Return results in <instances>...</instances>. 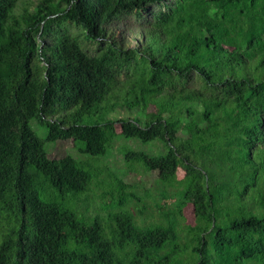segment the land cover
I'll list each match as a JSON object with an SVG mask.
<instances>
[{
  "label": "trees",
  "instance_id": "1",
  "mask_svg": "<svg viewBox=\"0 0 264 264\" xmlns=\"http://www.w3.org/2000/svg\"><path fill=\"white\" fill-rule=\"evenodd\" d=\"M18 1L0 0V214L14 217L0 264H264V0H34L16 15ZM129 16L133 47L106 27ZM94 106L111 118L83 124L78 111ZM117 135L161 144L123 159L156 174L163 198L177 189L166 224L139 227L123 212L108 233L99 219L74 229L62 213L91 173L45 144L71 140L97 158ZM187 205L195 224L180 247Z\"/></svg>",
  "mask_w": 264,
  "mask_h": 264
},
{
  "label": "rangeland",
  "instance_id": "2",
  "mask_svg": "<svg viewBox=\"0 0 264 264\" xmlns=\"http://www.w3.org/2000/svg\"><path fill=\"white\" fill-rule=\"evenodd\" d=\"M33 3L34 0H19L14 13L16 15L22 14L24 9L31 11ZM63 27L73 36H79V42L84 51L88 54L96 52L98 46L85 41L81 30L68 24L63 25ZM106 27L108 33H113L115 37H118L122 31L125 32L123 42L129 47H133L138 42L139 30L134 25L132 16L109 23ZM78 115L81 117L83 124H98L107 118H111L102 106L79 110ZM57 116L58 114L55 115V117ZM114 116L118 119H123L129 117L130 114L124 110L117 109ZM30 128L38 138L44 139L45 131L37 126L35 120L30 121ZM115 130L119 134L118 125H115ZM81 147L82 144H74L71 140L45 144L49 158L58 159L62 156H71L86 171L91 173V181L86 190L79 194L75 201L71 200L69 202L70 210L62 213L66 221L74 225V229L79 224H82L83 220L99 219L102 226H104L105 232L107 231L108 233V227L110 226L109 216L123 212L132 217L136 226H165L166 220L162 213H166V211L173 208L175 198L170 196V194L176 192L177 189L167 188L168 197L163 198L161 196L162 187L156 181V174L145 171L140 165H132L130 167L123 159V154L126 150L150 151V153L155 151L163 152L161 144L141 145L117 135L112 148L108 152L109 154L97 158L81 155L78 151ZM183 175L184 171L178 168L177 179L180 180ZM46 191L50 194L52 193L50 188H46ZM120 197H125L122 206L118 205ZM64 199L68 202L70 197L65 196ZM181 216V218L177 217L176 226L180 247L187 242L189 229L195 224L192 206L187 205L182 210ZM13 222L14 217L12 214H0V243L3 236L8 234V231L13 227ZM210 245L209 241L207 249L210 248ZM242 264L261 263L245 260Z\"/></svg>",
  "mask_w": 264,
  "mask_h": 264
}]
</instances>
